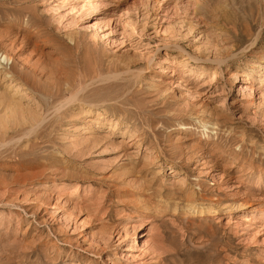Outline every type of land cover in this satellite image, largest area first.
I'll use <instances>...</instances> for the list:
<instances>
[{"label":"rangeland","instance_id":"obj_1","mask_svg":"<svg viewBox=\"0 0 264 264\" xmlns=\"http://www.w3.org/2000/svg\"><path fill=\"white\" fill-rule=\"evenodd\" d=\"M2 54L0 264H264V0H0Z\"/></svg>","mask_w":264,"mask_h":264},{"label":"bare ground","instance_id":"obj_2","mask_svg":"<svg viewBox=\"0 0 264 264\" xmlns=\"http://www.w3.org/2000/svg\"><path fill=\"white\" fill-rule=\"evenodd\" d=\"M11 55V54H10ZM3 58V60L4 61H8V60H10V57L8 56V54H2L1 55V57H0V64H2V59ZM222 60L223 59H218V62L219 63H221L222 62ZM1 68V67H0ZM6 74V73H5ZM239 75L236 73V74H234V77H238ZM233 81V80H232ZM235 81V80H234ZM88 87V86H87ZM249 87V86H248ZM85 89V86H84V88H82V89H79V91L76 93V94H74V95H72L69 99H67V101H66V103H68V102H71V103H73L72 101H77L79 98H80V93L81 92H83V90ZM87 89V88H86ZM85 92V91H84ZM84 96H86V95H84ZM82 97V96H81ZM84 102V101H83ZM225 102V101H224ZM63 103V102H62ZM91 103V102H90ZM224 105H225V103H223ZM62 106L64 105V104H61ZM66 105V104H65ZM61 106V107H62ZM60 108V107H59ZM63 109V108H62ZM223 109V108H222ZM213 116V115H212ZM215 116V115H214ZM218 116H221V115H218ZM216 117V116H215ZM218 121V120H217ZM39 125V124H38ZM163 237V236H162ZM165 239V238H164ZM161 240V239H160ZM161 241H164L165 242V240H161ZM163 244H165V243H163ZM159 246H161V245H159ZM158 246V247H159ZM155 247H157V246H155ZM161 247H163V246H161ZM161 249V248H160ZM163 250V249H162ZM164 252V251H163ZM159 254V253H158ZM170 256V255H169ZM173 257V256H172ZM166 257H164V259H165Z\"/></svg>","mask_w":264,"mask_h":264}]
</instances>
